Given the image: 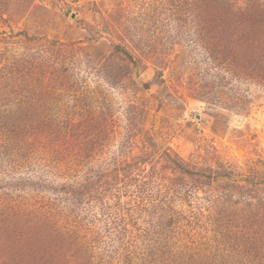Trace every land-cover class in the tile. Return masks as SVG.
Here are the masks:
<instances>
[{"label": "rangeland", "instance_id": "rangeland-1", "mask_svg": "<svg viewBox=\"0 0 264 264\" xmlns=\"http://www.w3.org/2000/svg\"><path fill=\"white\" fill-rule=\"evenodd\" d=\"M0 264H264V0H0Z\"/></svg>", "mask_w": 264, "mask_h": 264}, {"label": "trees", "instance_id": "trees-1", "mask_svg": "<svg viewBox=\"0 0 264 264\" xmlns=\"http://www.w3.org/2000/svg\"><path fill=\"white\" fill-rule=\"evenodd\" d=\"M141 160H142V158L140 159V161H141ZM140 163H141V162H140ZM246 222H247V221H246ZM246 222L244 223L245 225H243L244 227L248 225Z\"/></svg>", "mask_w": 264, "mask_h": 264}]
</instances>
